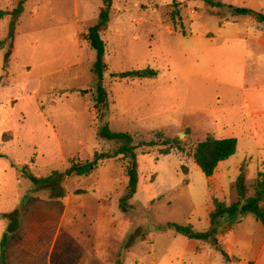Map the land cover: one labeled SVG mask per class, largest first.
<instances>
[{
  "label": "rangeland",
  "instance_id": "374dc122",
  "mask_svg": "<svg viewBox=\"0 0 264 264\" xmlns=\"http://www.w3.org/2000/svg\"><path fill=\"white\" fill-rule=\"evenodd\" d=\"M215 2L223 5L111 0L102 113L87 37L103 2L0 0L8 13L0 19V264H264V225L254 215L219 227L217 246L169 226L208 231L213 200L232 205L240 174L250 188L264 171V117L247 104L264 102L256 43L264 42L256 20L264 0ZM236 27L239 39L229 41ZM146 68L157 77H123ZM106 124L138 145V192L127 213L120 200L130 159L64 178L72 162L113 154ZM209 135L237 140L212 179L193 159Z\"/></svg>",
  "mask_w": 264,
  "mask_h": 264
},
{
  "label": "trees",
  "instance_id": "16d2710c",
  "mask_svg": "<svg viewBox=\"0 0 264 264\" xmlns=\"http://www.w3.org/2000/svg\"><path fill=\"white\" fill-rule=\"evenodd\" d=\"M103 7L100 9L98 22L91 29L88 34V43L94 51L97 53V60L95 63V73L98 78V96L97 105H99L100 111L104 113L106 106L107 93L102 86V79L105 71L107 70V64L104 62V56L106 54V43L102 38V34L108 29L110 22V2L111 0H101ZM189 1V0H186ZM210 5L222 6V3H216L215 0H202ZM237 13H248L247 9H236ZM23 12V2H20L13 11V19L16 21ZM177 13V12H175ZM7 12L0 11V19L7 15ZM257 22L264 24V14H258L256 18ZM3 44L0 41V46ZM158 72L151 68L132 70L123 74V77L129 79H152L157 77ZM97 107V106H96ZM103 136L115 144L113 154H101L96 153L94 159L87 162H72L65 170L64 178L67 179L73 176H88L95 169L101 161L117 158L123 156L130 159L129 166L127 168L128 184L126 192L120 200V209L127 213L131 207L129 202L138 192V163L136 150L138 145L134 144L133 138L128 133L114 132L109 129L108 125L102 127ZM142 146H157L156 143L142 142ZM237 151L236 139H217L213 136H207L203 141L199 142L193 152V159L198 165L202 173L211 178L218 165L221 162L227 161ZM161 155H169L171 150L161 149ZM238 200L232 205H226L217 199L213 200L214 210L209 214L210 228L206 232H198L193 229L192 226H181L177 224H170L171 228H174L177 232L185 237L194 241L209 242L214 245H218L217 230L224 225L231 217L236 214L240 215V218L236 222L241 221L247 215H254L256 220L264 225V171L259 172L255 183L248 188L245 184V175L242 172L236 182ZM3 264H6V259L2 258ZM251 264V263H250Z\"/></svg>",
  "mask_w": 264,
  "mask_h": 264
},
{
  "label": "crops",
  "instance_id": "0c3cea01",
  "mask_svg": "<svg viewBox=\"0 0 264 264\" xmlns=\"http://www.w3.org/2000/svg\"><path fill=\"white\" fill-rule=\"evenodd\" d=\"M259 29H263V26L261 24H260ZM231 33H233L234 37H229V41L232 40V39H234V40H238L239 39V36H238L239 35V30H238L237 27H236L235 30H230L229 31V34L231 35ZM217 38H221V35H218ZM260 38H262V36H258L257 37L256 43H257L258 46L264 47V42L263 41H260ZM242 50H243V52H245L246 45H244L242 47ZM257 58H258V61L263 60L264 59V53H262V52L259 51ZM258 89L260 90V88H256V90H258ZM258 103H259V105L253 107V106H251L250 101L247 102L249 111H250V113L252 115H254L255 118H257V117H264V102L263 103L258 102ZM213 177H214V175L210 179H212ZM120 223L121 222H120V219H119L118 222H117V224L119 225ZM96 256L103 263V261L100 259L99 255H98V253H96ZM256 262H258V260Z\"/></svg>",
  "mask_w": 264,
  "mask_h": 264
},
{
  "label": "water",
  "instance_id": "95a60500",
  "mask_svg": "<svg viewBox=\"0 0 264 264\" xmlns=\"http://www.w3.org/2000/svg\"><path fill=\"white\" fill-rule=\"evenodd\" d=\"M85 93H87V91H85Z\"/></svg>",
  "mask_w": 264,
  "mask_h": 264
}]
</instances>
